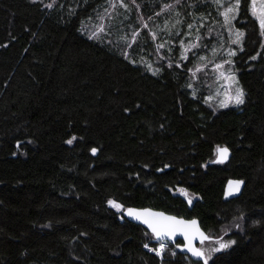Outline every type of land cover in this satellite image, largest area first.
Returning a JSON list of instances; mask_svg holds the SVG:
<instances>
[{
	"label": "trees",
	"instance_id": "1",
	"mask_svg": "<svg viewBox=\"0 0 264 264\" xmlns=\"http://www.w3.org/2000/svg\"><path fill=\"white\" fill-rule=\"evenodd\" d=\"M124 3L129 7L113 9L108 0H0V264H197L175 247L181 240L168 242L163 257L147 251L145 244L157 248L159 241L125 217L128 208L198 219L209 236L236 240L216 254L215 264H264L258 22L242 3L240 23L233 22L245 33L241 50L231 45L211 0L171 11L164 5L174 0ZM187 23L204 27L189 38ZM99 24L102 39L90 38ZM196 35L202 39L195 43L205 46L182 61L180 42ZM160 43L165 47L157 49ZM220 44L215 61L235 48L230 66L245 94L239 107L213 106L208 71L192 72ZM223 146L232 157L217 162ZM229 179L245 187L225 200Z\"/></svg>",
	"mask_w": 264,
	"mask_h": 264
},
{
	"label": "snow or ice",
	"instance_id": "2",
	"mask_svg": "<svg viewBox=\"0 0 264 264\" xmlns=\"http://www.w3.org/2000/svg\"><path fill=\"white\" fill-rule=\"evenodd\" d=\"M109 7H112L113 9L116 8L117 4H119L120 7L128 8L129 4L124 3V0H108ZM242 3L245 7V15L250 12L251 17L254 18L258 22L259 26V34L264 37V0H211V4L215 7L216 11L219 13V15L223 18V24L228 26L229 33H233L235 35V39L232 40L233 44L241 45L242 49V43L243 38L245 36V33L243 31H240L239 29L235 28L234 21L237 23H240V21L237 19L239 16H241V6ZM200 4V0H194L192 4H186L185 0H174V3H168L164 5L165 9L168 10H174L175 7H194L198 8ZM131 5H135V0H131ZM52 4H49L48 7H52ZM222 9V10H221ZM107 11V10H105ZM110 15V14H109ZM177 17L181 15V13H176ZM186 15L191 16L192 13H186ZM105 17L100 16L99 19L103 20ZM203 19L202 17L200 18ZM177 24L184 23V21H181L179 18L176 20ZM144 28H147L148 25L145 23ZM204 27V25L201 23L198 27H195L192 23H187L186 28L189 31V35L192 34L191 30H195V32H199L200 28ZM96 31H93L90 38L95 39H102L101 34L105 32V25L99 24L97 25ZM209 32H211V29H209ZM177 35L180 33L177 32ZM138 36L139 33L133 31L131 35V41L132 43H138ZM156 38V33L152 32V39ZM121 39L127 40L126 36H121ZM201 36L196 35L195 40L201 41ZM181 46L184 45V42L181 41ZM205 46L198 43H191L187 47H184V52L181 54V60H188L189 57L187 53L189 50L196 49L198 50L200 47ZM126 47H131V44H126ZM165 47L164 43H160L157 45V49H162ZM169 51H171V47L168 48ZM122 54L126 55L125 53ZM230 56H235L236 52L231 51L229 52ZM200 59H205L204 57H200ZM252 59H256V57H252ZM135 62V61H133ZM231 60H224L222 64L218 63L215 64V69H221L224 67V65H231ZM149 68H151V65H148ZM169 67H171V64H169ZM159 70H155L153 74H157ZM196 71H200L199 68L196 69ZM195 75V72L193 73ZM220 76L224 77L226 80L235 82V76L234 75H225L224 72H220ZM192 85L189 84L188 87H191ZM195 95V92L193 93ZM244 92L242 89L237 88L234 95H230L229 93H225V100L221 101V107H227L229 103H234L236 105H241L244 103ZM208 100L213 99L212 96L207 97ZM76 137H72V139H69L67 143L71 145L73 143V140H75ZM19 147V145H17ZM218 153L221 157V162L223 160L227 159L228 156V149L225 148H219L217 149ZM93 154L97 152L96 148L92 149ZM167 167V165L165 166ZM158 171H163V169H158ZM243 184V181H230L229 182V192L227 193L228 196H231L233 192H239L240 186ZM181 192H184V189L180 190ZM186 194V193H185ZM108 203L116 209H123L124 205L116 203L113 200H109ZM188 203L191 205L192 201L189 200ZM127 215L128 217H132L137 221L142 222L143 224H146L150 229L154 237L158 241H164V240H175L177 235H182L184 238L183 244H176V248H183L186 249L192 257H195L197 260V264H215V256L218 253H222L230 248H232L233 245L237 243L236 240L228 239L224 240L223 236H217L212 237L207 235L198 224V221L195 219L192 220H185V219H178L175 216H169L165 215L163 212H154L151 209H133L128 208L127 209ZM123 219V217H121ZM238 220L242 221L244 220L243 214H241L238 218ZM237 229L241 227L240 223H237L235 225ZM227 235V233H225ZM199 241L201 245H205L208 242H211L216 245V247H213L211 249H206L205 247H197L194 243L195 241ZM145 248L148 247L147 244L144 245ZM167 245L164 242H161L159 244L158 248H153L152 251L156 252L158 255H163L166 250ZM174 254V253H173Z\"/></svg>",
	"mask_w": 264,
	"mask_h": 264
},
{
	"label": "rangeland",
	"instance_id": "3",
	"mask_svg": "<svg viewBox=\"0 0 264 264\" xmlns=\"http://www.w3.org/2000/svg\"><path fill=\"white\" fill-rule=\"evenodd\" d=\"M222 10V9H221ZM223 19V18H222ZM146 23V22H145ZM227 29H228V26L226 25ZM167 28V29H166ZM237 29V28H236ZM162 30H168V26H165V28H163ZM227 35H228V38L233 40L235 39V35H234V32L233 33H229V31L227 32ZM193 36V32L191 35H189V38ZM184 42V45L182 46L183 48V52H184V47H187L189 44L191 43H195L196 40L195 39H189L187 40V42L183 41ZM231 45H237V44H231ZM238 46V45H237ZM241 46V45H239ZM223 48V44H220L219 48L218 49H214L212 52L214 54L213 57L211 56H203L205 59H202L204 60V62L201 64V66H198L197 68L200 69V71H196L193 70L192 72L194 73L195 72V75L197 76L201 71L203 72H207L209 73V82H210V92L208 94V97L209 96H212L213 99L209 100L211 103H213L212 105L215 106V107H221V101L225 100V93H229L230 95H234L235 92H236V89L237 88H240V85H239V81H238V77L236 76V74L234 73V70L232 69V66L230 65H224L223 68L221 69H215V64H222L224 61L222 60H218V61H215L214 57L217 55V57L220 55V53H216L217 50H222ZM190 51V50H189ZM231 51H235V48L234 46L231 47V48H228L227 49V52H226V59L225 60H231L230 59V55H229V52ZM216 57V58H217ZM220 72H224L225 75H234L235 76V82H232V81H229V80H226L224 77L220 76ZM242 105V104H241ZM241 105H236L234 103H229L227 107L229 106H235V107H239ZM221 108H224V107H221ZM198 247H205L206 249H211L213 247H216L215 244L211 243V242H208L206 243L205 245H201L199 244Z\"/></svg>",
	"mask_w": 264,
	"mask_h": 264
},
{
	"label": "water",
	"instance_id": "4",
	"mask_svg": "<svg viewBox=\"0 0 264 264\" xmlns=\"http://www.w3.org/2000/svg\"><path fill=\"white\" fill-rule=\"evenodd\" d=\"M227 148L229 151H228V156H227V159H225V160H223V162H227V161H229L230 159H231V157H232V150L229 148V147H227V146H223V147H219V148ZM216 161L217 162H221V157H220V154L218 153V151L216 152ZM230 181H243V180H240V179H229L228 180V182L226 183V186H225V190H224V199L225 200H229V199H233V198H237V197H239L241 194H242V192H243V189H244V187H245V183H244V181H243V184L240 186V191L237 193V192H233V194L231 195V196H228L227 195V193L229 192V182ZM190 205V204H189ZM133 209H137V210H141V209H151L152 211H154V212H162V211H158V210H155V209H152V208H133ZM165 215H169V216H174V215H171V214H168V213H166V212H163ZM125 217L129 220V221H131V222H133V223H135V224H138V225H141V226H143L144 228H146L150 233H152L151 232V229L146 225V224H143L142 222H140V221H137V220H135L134 218H132V217H128V215H127V210L125 211ZM175 217H177V216H175ZM178 219H185V218H180V217H177ZM185 220H192V219H185ZM195 220H197L198 221V224H199V227L208 235V233L202 228V226H201V223H200V221L198 220V219H195ZM179 240H181L183 243H184V238H183V236L182 235H177V237H176V239L173 241V240H166V241H168V242H170V243H172V244H176ZM195 244H196V246L198 247L199 246V241L197 240V241H195L194 242ZM181 251L182 252H186V253H189L186 249H183V248H181ZM190 254V253H189ZM190 256H191V254H190ZM192 257V256H191ZM194 260H196V258L195 257H192Z\"/></svg>",
	"mask_w": 264,
	"mask_h": 264
},
{
	"label": "built area",
	"instance_id": "5",
	"mask_svg": "<svg viewBox=\"0 0 264 264\" xmlns=\"http://www.w3.org/2000/svg\"><path fill=\"white\" fill-rule=\"evenodd\" d=\"M157 241H158V240H157ZM161 242H164V243L167 245L164 254H163L162 256L160 255L161 257H163V256L165 255L166 251L170 249V247H169V243H168V241H166V240H164V241H159V244H160ZM147 245H148V247L145 248L147 251H149V252H151V253H156V252L152 251V249L154 248L153 246H151V245H149V244H147ZM158 247H159V245H158ZM158 247H157V248H158ZM172 252L175 253L176 250L172 249ZM156 254H157V253H156Z\"/></svg>",
	"mask_w": 264,
	"mask_h": 264
},
{
	"label": "flooded vegetation",
	"instance_id": "6",
	"mask_svg": "<svg viewBox=\"0 0 264 264\" xmlns=\"http://www.w3.org/2000/svg\"><path fill=\"white\" fill-rule=\"evenodd\" d=\"M178 244H181V243H178Z\"/></svg>",
	"mask_w": 264,
	"mask_h": 264
}]
</instances>
